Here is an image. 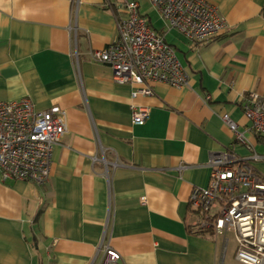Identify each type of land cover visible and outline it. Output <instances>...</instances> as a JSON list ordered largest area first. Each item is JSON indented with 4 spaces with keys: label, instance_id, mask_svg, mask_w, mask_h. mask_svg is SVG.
Returning a JSON list of instances; mask_svg holds the SVG:
<instances>
[{
    "label": "crops",
    "instance_id": "crops-1",
    "mask_svg": "<svg viewBox=\"0 0 264 264\" xmlns=\"http://www.w3.org/2000/svg\"><path fill=\"white\" fill-rule=\"evenodd\" d=\"M125 1L0 0V101L57 105L67 120L46 184L0 182V264H101L107 249L119 264H221L222 241L194 234L188 205L210 154L233 153L264 180V136L243 115L250 93L264 97V0H205L226 29L183 38L188 85L155 83L152 96L90 60L116 38ZM134 1L148 16L150 0ZM133 107L148 108L145 122ZM223 115L263 159H249Z\"/></svg>",
    "mask_w": 264,
    "mask_h": 264
},
{
    "label": "built area",
    "instance_id": "built-area-1",
    "mask_svg": "<svg viewBox=\"0 0 264 264\" xmlns=\"http://www.w3.org/2000/svg\"><path fill=\"white\" fill-rule=\"evenodd\" d=\"M166 26L176 30L193 46L207 43L226 29L215 7L205 0H150ZM125 17L116 18V38L101 50L90 52V60L109 66L112 81L133 86V96H152L153 84L174 88L188 85V75L174 48L138 12L134 0L124 2ZM134 124L145 122L148 108L133 107ZM243 115L256 136H264V97L250 93ZM238 143L254 152L236 125L222 116ZM67 132L66 114L57 105L35 111L28 98L0 101V182L21 181L37 186L48 182L51 154ZM209 181L195 188L189 198L195 220L191 227L213 237H222L225 252L231 233L234 258L239 264H264V180L246 160L227 151L211 153L207 162ZM120 255L105 251L101 264H119Z\"/></svg>",
    "mask_w": 264,
    "mask_h": 264
},
{
    "label": "rangeland",
    "instance_id": "rangeland-1",
    "mask_svg": "<svg viewBox=\"0 0 264 264\" xmlns=\"http://www.w3.org/2000/svg\"><path fill=\"white\" fill-rule=\"evenodd\" d=\"M148 16H145L151 27L160 33L165 41L171 45L177 53V47L179 44L184 41L183 37L174 29H170L166 26V23L163 21L157 10L150 4L148 11L146 12ZM259 154H264V146L260 145L255 150ZM253 154V153H252ZM226 237L229 239V243L226 248V252L223 254V259L221 264H239L234 259V250H235V241L234 237L231 233H228ZM220 243L222 241V237H218Z\"/></svg>",
    "mask_w": 264,
    "mask_h": 264
},
{
    "label": "trees",
    "instance_id": "trees-1",
    "mask_svg": "<svg viewBox=\"0 0 264 264\" xmlns=\"http://www.w3.org/2000/svg\"><path fill=\"white\" fill-rule=\"evenodd\" d=\"M193 229V228H192ZM193 232H194V234L195 235H201V236H210V234L209 233H207V232H205V231H195V230H193Z\"/></svg>",
    "mask_w": 264,
    "mask_h": 264
},
{
    "label": "bare ground",
    "instance_id": "bare-ground-1",
    "mask_svg": "<svg viewBox=\"0 0 264 264\" xmlns=\"http://www.w3.org/2000/svg\"><path fill=\"white\" fill-rule=\"evenodd\" d=\"M194 189H195V188H194ZM194 189H193V190H194ZM193 190H192V191H193ZM191 193H192V192H191ZM190 195H191V194H190ZM189 198H190V197H189ZM188 205H189V202H188ZM189 207H190V206H189ZM190 210H191V209H190ZM191 212H192V214H193V216H194V213H193L192 210H191ZM212 237H213V236H212ZM234 251H235V250H234ZM222 252H223V250H222ZM225 252H226V250H225ZM225 252H223V254H224ZM120 258H121V257H120ZM234 259H235V258H234ZM235 261H236V260H235ZM236 262H237V261H236ZM119 263H120V262H119Z\"/></svg>",
    "mask_w": 264,
    "mask_h": 264
}]
</instances>
